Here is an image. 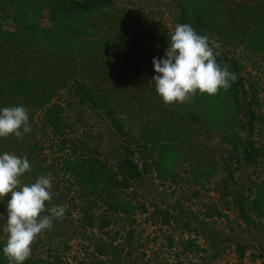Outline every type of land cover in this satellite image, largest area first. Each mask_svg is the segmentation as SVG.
Returning a JSON list of instances; mask_svg holds the SVG:
<instances>
[{
  "label": "trees",
  "instance_id": "obj_1",
  "mask_svg": "<svg viewBox=\"0 0 264 264\" xmlns=\"http://www.w3.org/2000/svg\"><path fill=\"white\" fill-rule=\"evenodd\" d=\"M112 6V0H0V107L23 105L31 125L22 139L0 138V152L27 156L31 171L23 174L22 184H31L40 175L53 178L46 210L66 206L63 217L53 219L52 229L31 244L24 264H70L59 248L42 254L34 247L62 243L67 248L66 243L75 239L86 242L89 255L104 257L107 264H137L123 255L122 248L92 241L87 233L103 231L117 221L132 225L136 212L146 213L145 203H133L130 190L143 188L145 197L155 190L154 180L161 186L175 182L180 164L195 149L191 139L197 133L190 131L194 126L206 138L214 136L225 152L213 150L198 173L190 172L192 183L204 189L214 178L213 189L225 208L233 209L246 228L261 230L257 244L263 249L252 253L250 262L260 259L264 264V133L255 140L258 125H264L263 114L256 112L264 90V0H160V9L173 15L175 25L188 23L208 36L217 63L236 74L227 90L212 96L195 94L185 103L169 105L151 80L152 59L163 56L170 38L167 29L160 22L144 34L146 27L127 25L122 11ZM45 16L48 26L41 24ZM113 44L123 59L116 68L107 51ZM242 55L250 60L251 69L261 70V76L243 75ZM132 74L148 94L130 96V83L122 78ZM64 93L67 97L61 98ZM73 110L101 114L109 121L117 138L116 155L102 158L96 147L100 158L89 155L93 151L89 141L72 135L75 125L67 113ZM152 171L155 179H147ZM152 204L162 226L175 224L188 234L180 254L208 264L230 245L228 236L214 226L220 219L232 232L229 216L215 204L206 205L198 215L180 201ZM73 213L78 215L74 222L69 219ZM6 215V203L0 201V248L7 238ZM134 234L132 228L125 232V245L131 246ZM199 239L205 247L197 243ZM166 242L172 246L170 235ZM233 245L239 261L252 251L240 241ZM0 264H9L2 252Z\"/></svg>",
  "mask_w": 264,
  "mask_h": 264
},
{
  "label": "rangeland",
  "instance_id": "obj_2",
  "mask_svg": "<svg viewBox=\"0 0 264 264\" xmlns=\"http://www.w3.org/2000/svg\"><path fill=\"white\" fill-rule=\"evenodd\" d=\"M113 6L112 10H121L123 15H125V23L127 25L134 26L138 28H145L144 34H150L152 26L156 23L160 25V22L164 24V27L167 29L169 37L175 29V24L173 23V15L169 14V11L160 9V0H112ZM166 1V0H164ZM43 26H48L50 24L49 19L45 16L41 20ZM150 36L144 38V43L146 44L150 40ZM143 44H140L142 46ZM119 47L115 44L108 47V56L111 57V64L122 65L123 59H119V56H122L119 53ZM160 49V47L158 48ZM158 49H154L153 52H157ZM159 55V54H158ZM160 56V55H159ZM243 56V55H242ZM124 58V56H123ZM241 64L243 65V75L247 76H261V70L251 69L250 60L241 57ZM260 63V62H259ZM115 71V69H113ZM112 75V73H111ZM122 78L125 82L130 83L129 89L127 92L130 96H134L136 92L146 94V88H140L139 81L132 74V77L129 79ZM139 85V86H138ZM264 88H262L263 90ZM148 94V93H147ZM61 98L67 97L66 94H61ZM260 99L262 105L260 108L256 109V112L262 113L264 116V90L260 94ZM58 101V100H57ZM137 105V104H135ZM69 121L73 122L75 129L72 132V135L75 138H79L82 141H89L90 149H93L90 156L99 157L94 152L97 148L103 156L110 158L111 155H116L115 145H117V138L114 136L112 127L110 126L109 121H104L103 115L97 116L94 112H86L73 110L68 112ZM199 126H194L190 130L191 132H196L197 134L191 139V143L195 148L189 156L184 158V163L180 164V167L177 169L179 176L175 178V182H166L164 186L158 184V180H154V191H151L150 194L143 196V188H137L135 190H130V195L133 200V203L137 205L138 202L145 203L147 212L144 214L135 213L134 220L135 222L132 225H128L125 222L121 226L122 222L117 221L115 224H111L108 228L103 231L100 230H91L87 233L89 239L92 241H106L109 242L112 246L122 248L123 255L127 257L130 261H134L137 264H201V260L191 254H180L182 251V242L189 238L188 234L182 231L181 228L177 227L175 224L171 226H162L160 220L154 215L152 203L154 200L157 204L161 203H175L180 201L182 207L188 209L192 213L199 214L200 211H203V208L208 204H215L224 214L229 216V224L232 227L233 231L226 227V222L220 219H215V228L219 232L226 234L230 239V244L224 249V252L221 253V256L215 261L208 264H260V259H256L254 263L250 262L252 253H256L263 249L262 246H258L257 243H260L262 239L261 230L258 227L255 228H246L244 224L237 220L236 212L233 209H226L222 202L218 199L215 190L213 189V183L215 179L211 180V183L206 185L204 189L199 186H195L192 183L193 176L190 172L193 170L196 173L199 172L198 168L201 166L203 168L204 160L209 156L213 155V150L221 151L223 148L217 142L214 136L209 138L205 137V134L202 131H197ZM257 136L255 140L260 138L259 134L264 133V125L259 124L257 127ZM194 134V133H193ZM195 138V140H193ZM97 142V143H96ZM190 142V141H189ZM96 147V148H95ZM223 152H225L223 150ZM108 155L110 157H108ZM112 155V156H113ZM137 157L138 154H137ZM248 173L250 169L247 170ZM220 176L218 177V179ZM147 179H155L154 171L150 174ZM70 201H66L65 203ZM71 204V202H70ZM78 215L73 213L70 220L77 219ZM202 216H198L201 218ZM74 222V221H73ZM205 223L210 224V220H206ZM80 228V227H79ZM132 228L135 232L134 242L131 246L125 245L123 240L125 232ZM170 235L172 238V246L168 247L166 242V236ZM190 238H194L191 235ZM255 238V239H254ZM36 240V239H35ZM37 241V240H36ZM240 241L242 244L248 245L251 247V250H248L244 258L239 261L234 252L233 242ZM197 243L201 247H205L204 240L199 239ZM51 245L44 246L38 245L34 247V251L37 253L47 254V250L51 247L59 248V255L66 259L70 264H78L82 261L83 264L94 263L98 261L100 263L107 264V260L104 257L95 255L92 257L89 255L91 252L86 248L87 243L81 240H72L66 243L65 245ZM225 244H222L224 247ZM87 253V254H86ZM155 259H152L154 258Z\"/></svg>",
  "mask_w": 264,
  "mask_h": 264
},
{
  "label": "clouds",
  "instance_id": "obj_3",
  "mask_svg": "<svg viewBox=\"0 0 264 264\" xmlns=\"http://www.w3.org/2000/svg\"><path fill=\"white\" fill-rule=\"evenodd\" d=\"M167 41L163 56L152 59L155 75L151 78L164 104L185 103L195 94L212 96L235 81L236 74L217 63L209 37L198 34L191 24H177ZM29 132V114L23 105L0 107V138L13 136L19 140ZM29 171L27 156L0 152V201L6 203L7 212V238L0 252L9 264H24L37 236L51 230L53 219L62 218L66 212L65 205L46 210L52 195L50 175L22 184L21 177Z\"/></svg>",
  "mask_w": 264,
  "mask_h": 264
}]
</instances>
